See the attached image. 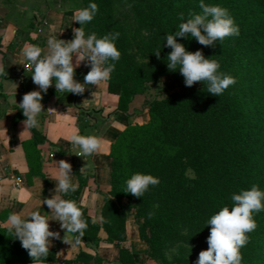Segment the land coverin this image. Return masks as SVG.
I'll list each match as a JSON object with an SVG mask.
<instances>
[{"label": "trees", "instance_id": "trees-1", "mask_svg": "<svg viewBox=\"0 0 264 264\" xmlns=\"http://www.w3.org/2000/svg\"><path fill=\"white\" fill-rule=\"evenodd\" d=\"M122 1L81 0L80 6H98L92 21L82 25L86 37L92 33L97 38L120 33L115 44L121 57L110 61L115 63V69L107 82V91L118 95L117 110L129 114L134 97L147 93L149 82L160 75L166 76L173 88L164 95L147 98L144 104L148 120L130 122L111 143V185L100 220L93 222L86 207L76 203L87 223L76 256L61 260L56 248H50L45 261L101 264L102 258L96 252L82 246L102 241L117 247L120 264H143L127 244L125 223L133 213L142 219L137 230L148 247L146 258L161 264H196L199 253L208 248L211 226L207 222L211 216L222 207L231 209L233 194L250 190L253 185L264 191V0H203L206 5L226 8L239 35L207 47L190 34L177 37L187 51H202L205 58L219 62V72L235 78L236 83L219 97L208 93L207 82L184 87L179 82V66L176 71L167 67L172 49L166 45V35L178 30L183 22L180 13L186 21L189 12H201V0H146L144 7L133 3L150 31L147 47L151 66L140 63L132 52L130 37L114 7ZM75 27H80L76 21ZM158 50L159 58L155 55ZM18 117L26 119L19 107ZM38 120L39 127L30 129L31 137L23 142V147L28 176L44 177L38 147L47 140L43 115ZM75 173L79 185L70 193L73 199L86 184L76 170ZM135 173L151 174L160 183L150 186L142 197L124 193L126 180ZM6 215L0 214V264L33 262L3 223ZM253 218L257 227L247 233L249 242L240 250L242 264H264V210L253 213ZM101 229L106 233L104 239L99 235ZM172 247L177 251L171 252Z\"/></svg>", "mask_w": 264, "mask_h": 264}, {"label": "crops", "instance_id": "crops-1", "mask_svg": "<svg viewBox=\"0 0 264 264\" xmlns=\"http://www.w3.org/2000/svg\"><path fill=\"white\" fill-rule=\"evenodd\" d=\"M81 0H0V65L5 66L7 75H0V214L6 213L4 224L12 213H19L29 218L33 211H39L49 219L50 231L59 232L61 239H51L50 248H56L59 259L74 258L80 246L72 248L63 242V230L46 204L45 198L55 194L56 181L52 170L60 160L72 165V183L79 185L77 174L86 184L80 189L76 199L62 195L77 204L86 207L87 213L98 222L101 207L107 198L111 185V143L117 133L130 122H145L148 113L142 95H136L130 105L129 114L117 110L118 95L107 91V83L95 87L87 85L82 95L68 92L58 93L55 78L43 99V130L47 140L40 144L39 150L44 177L28 176V161L23 142L31 137V131L24 130L23 119L18 117V107L24 94L40 91L32 81V67L22 55L26 44L37 45L47 53V41L50 36L65 41L74 38V13L80 9ZM16 59L17 63L12 61ZM76 57H73L75 64ZM29 64V67H26ZM90 71V65L82 62L75 69L74 79L84 83V76ZM16 94V95H15ZM16 99V104L12 103ZM88 101L87 104H84ZM49 108L55 111H47ZM39 115V116H40ZM73 132L80 135H95L103 141L98 153L90 156H78L80 149L74 147L67 139ZM63 150L64 153H59ZM84 167V171L81 169ZM16 177L21 178L16 186ZM127 244L138 262L149 264L146 258L147 244L138 234V230L129 215L126 223ZM72 238L73 234H68ZM102 239L106 237L103 229L99 231ZM82 246V245H81ZM88 251L96 252L101 264H120L117 247L105 242H88L83 245ZM16 264H33L24 262ZM45 264H62V262L45 261ZM71 264H83L73 261Z\"/></svg>", "mask_w": 264, "mask_h": 264}, {"label": "clouds", "instance_id": "clouds-1", "mask_svg": "<svg viewBox=\"0 0 264 264\" xmlns=\"http://www.w3.org/2000/svg\"><path fill=\"white\" fill-rule=\"evenodd\" d=\"M199 8L202 11L189 12L186 21L184 14L180 13L179 19L183 22L179 24L178 30L174 34L166 35V45L172 49L167 57V67L170 71H176L179 66V72L184 77L187 87L197 82H207L208 93L219 97L236 83L235 78L219 72V62L205 58L202 51H187L183 44L177 42V37L184 38L190 34L199 44L205 47L214 46L217 41L239 35V28L224 7L206 5L201 0ZM97 12L98 6L95 3L78 9L74 13L73 21L78 22L80 27L73 28L74 38L65 41L50 36L46 54L37 45L24 46L22 55L31 65L32 81L39 86L40 91L24 94L19 104L23 116L26 117L23 121L25 130L21 134L39 127L38 116L43 111L41 93L48 91L52 86L53 78L58 93L68 92L77 95H82L87 85L99 87L110 80L111 73L115 69V63L110 61H118L121 57L115 44L120 33H109L101 38H97V35L92 33L86 37L82 25L91 22ZM155 55L159 58L160 50L156 51ZM74 56L75 64H73ZM85 61L90 65V71L84 76V83H80L74 79L75 69ZM12 63H17L16 59ZM0 75H7L3 65H0ZM12 103L16 104L15 98ZM87 103L88 101L84 102ZM47 111L55 110L49 108ZM67 139L74 147L80 149V154L77 155L84 157L98 153L103 144L100 137L80 135L78 132H73ZM56 165L57 167L52 170L56 181L55 194L52 198L42 200L41 205H47L54 217L53 220L58 221L65 230L63 242L74 248L80 244L87 223L82 219V211L76 202L64 199L61 195H68L77 190V185L71 180L72 165L65 160H60ZM83 171L84 167L81 169V172ZM159 183V179L151 174L135 173L126 180L124 193L142 197L150 186ZM231 199L234 202L231 209L227 206L222 207L208 220L207 225L211 226L207 238L208 248L199 253L196 264H242L243 257L240 250L249 242L247 233L257 227L253 213L264 210V191L253 185L250 190L233 194ZM151 216L152 213H149V218ZM6 226L28 251L33 264H45L49 256L50 238L61 239L59 232L50 231L48 217L39 211L31 212L27 219L19 213H12L7 218ZM69 233L73 234L72 238H69Z\"/></svg>", "mask_w": 264, "mask_h": 264}, {"label": "rangeland", "instance_id": "rangeland-1", "mask_svg": "<svg viewBox=\"0 0 264 264\" xmlns=\"http://www.w3.org/2000/svg\"><path fill=\"white\" fill-rule=\"evenodd\" d=\"M136 2L140 6L144 7L146 5V0H123L120 3L115 4V11L117 18L124 25L128 36L130 37L132 44V52L136 54L137 59L142 64H149L151 66L150 59H148V53L150 54V48L148 51L147 43L151 41L150 31L142 22V19L139 18L133 3ZM131 5V7H128ZM152 68V67H151ZM181 85L186 88H193L199 86L200 82L195 83L191 87L185 85L184 77L182 76L179 80ZM148 91L145 94H141L142 101H145L147 98H152L154 96L164 95L170 89L173 88V85L170 83L168 78L164 75L158 76L155 80L150 81L148 84ZM135 223L136 228L138 224L142 221L141 218H137L133 215H130ZM171 252H176V248H171ZM170 252L168 255L170 257ZM149 264H161L159 260L149 258Z\"/></svg>", "mask_w": 264, "mask_h": 264}, {"label": "built area", "instance_id": "built-area-1", "mask_svg": "<svg viewBox=\"0 0 264 264\" xmlns=\"http://www.w3.org/2000/svg\"><path fill=\"white\" fill-rule=\"evenodd\" d=\"M29 66H30L29 64H26V67H29ZM15 184H16V186H20V184H21V178L20 177H16Z\"/></svg>", "mask_w": 264, "mask_h": 264}]
</instances>
